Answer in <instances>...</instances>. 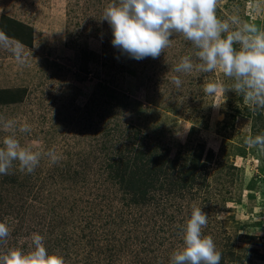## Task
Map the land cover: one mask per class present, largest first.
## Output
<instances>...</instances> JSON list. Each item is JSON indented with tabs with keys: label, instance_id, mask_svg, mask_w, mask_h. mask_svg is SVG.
I'll return each mask as SVG.
<instances>
[{
	"label": "rangeland",
	"instance_id": "rangeland-1",
	"mask_svg": "<svg viewBox=\"0 0 264 264\" xmlns=\"http://www.w3.org/2000/svg\"><path fill=\"white\" fill-rule=\"evenodd\" d=\"M115 2L0 0V117L31 125L17 133L22 146L60 157L42 156L31 174L17 161L0 175V222L10 230L0 254L29 251L39 233L65 264H169L195 207L221 264H264V151L245 143L264 133V109L226 91L222 72L176 73L184 56L199 63L180 34L155 59L122 54L102 21ZM216 14L264 30V0H217ZM209 82L222 90L207 95ZM9 134L0 131V147ZM142 140L195 182L132 204L110 165Z\"/></svg>",
	"mask_w": 264,
	"mask_h": 264
},
{
	"label": "clouds",
	"instance_id": "clouds-1",
	"mask_svg": "<svg viewBox=\"0 0 264 264\" xmlns=\"http://www.w3.org/2000/svg\"><path fill=\"white\" fill-rule=\"evenodd\" d=\"M216 7L217 0H116L104 9L102 21H107L112 30L113 47L138 61L159 57L175 34L182 35L191 42L199 63L184 56L175 66L176 73L194 69L222 72L232 81L226 91L241 95L253 111L264 109V30L238 15L221 19ZM172 82L177 88L182 85L178 76ZM222 87L220 82H209L204 92L215 95ZM0 131L10 133L3 137L0 147V175L8 174L17 161L21 172L31 174L42 156L53 164L60 158L55 149L42 153L21 145L17 133H31L27 122L18 124L0 117ZM245 143L264 151V133L248 137ZM207 221L202 209L194 207L182 227V247L173 252L169 264H221L222 254L213 239L202 235ZM9 234L7 223L0 222V242H5ZM30 240L29 251L10 249L0 254V264H65L62 256L49 254L42 235L32 233Z\"/></svg>",
	"mask_w": 264,
	"mask_h": 264
},
{
	"label": "trees",
	"instance_id": "trees-1",
	"mask_svg": "<svg viewBox=\"0 0 264 264\" xmlns=\"http://www.w3.org/2000/svg\"><path fill=\"white\" fill-rule=\"evenodd\" d=\"M176 164L161 154L159 146L142 140L137 152L131 153L126 159L120 155L118 167L113 164L110 168L114 169V179L126 190L132 204L148 205L152 200L155 202V197L150 195L151 191H166L169 188L179 192L188 188L190 182H195L192 170L175 176ZM162 174L166 179L161 180ZM159 202L160 199L157 203ZM91 263H95L93 257Z\"/></svg>",
	"mask_w": 264,
	"mask_h": 264
}]
</instances>
